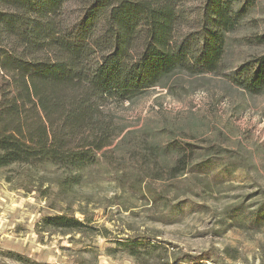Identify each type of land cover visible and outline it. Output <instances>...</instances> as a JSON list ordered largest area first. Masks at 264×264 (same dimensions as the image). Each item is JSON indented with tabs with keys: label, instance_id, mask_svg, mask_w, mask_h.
Wrapping results in <instances>:
<instances>
[{
	"label": "rangeland",
	"instance_id": "rangeland-1",
	"mask_svg": "<svg viewBox=\"0 0 264 264\" xmlns=\"http://www.w3.org/2000/svg\"><path fill=\"white\" fill-rule=\"evenodd\" d=\"M248 4L227 36L222 73L176 71L118 105L126 130L98 166L0 170V264H264V95L227 77L264 55L250 42L264 34V0ZM173 144L194 161L178 177ZM60 215L86 228L43 226Z\"/></svg>",
	"mask_w": 264,
	"mask_h": 264
},
{
	"label": "trees",
	"instance_id": "trees-1",
	"mask_svg": "<svg viewBox=\"0 0 264 264\" xmlns=\"http://www.w3.org/2000/svg\"><path fill=\"white\" fill-rule=\"evenodd\" d=\"M248 3L0 0V170L53 164L72 173L98 166L126 130L118 105L176 71L222 73L227 36L242 26ZM250 42L264 45V34ZM227 77L252 96L264 95V55ZM167 149L178 156L175 177L194 165L184 147ZM70 181L80 184L78 176ZM256 219L264 220V206ZM42 224L50 232L86 228L65 215Z\"/></svg>",
	"mask_w": 264,
	"mask_h": 264
}]
</instances>
